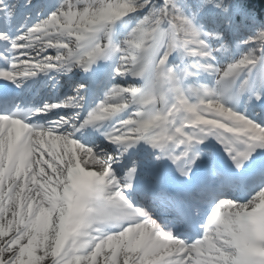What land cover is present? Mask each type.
Returning a JSON list of instances; mask_svg holds the SVG:
<instances>
[{
	"label": "snow or ice",
	"instance_id": "obj_1",
	"mask_svg": "<svg viewBox=\"0 0 264 264\" xmlns=\"http://www.w3.org/2000/svg\"><path fill=\"white\" fill-rule=\"evenodd\" d=\"M0 264H264V0H0Z\"/></svg>",
	"mask_w": 264,
	"mask_h": 264
},
{
	"label": "trees",
	"instance_id": "obj_2",
	"mask_svg": "<svg viewBox=\"0 0 264 264\" xmlns=\"http://www.w3.org/2000/svg\"><path fill=\"white\" fill-rule=\"evenodd\" d=\"M253 2H256V0H253ZM257 6H259V5L257 4Z\"/></svg>",
	"mask_w": 264,
	"mask_h": 264
}]
</instances>
